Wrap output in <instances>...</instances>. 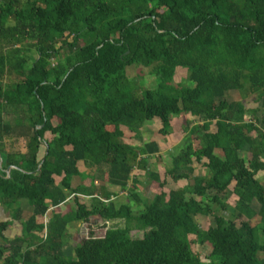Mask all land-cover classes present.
<instances>
[{"label":"trees","instance_id":"obj_1","mask_svg":"<svg viewBox=\"0 0 264 264\" xmlns=\"http://www.w3.org/2000/svg\"><path fill=\"white\" fill-rule=\"evenodd\" d=\"M131 66L156 87L129 80ZM180 116L171 165L152 171ZM20 139L25 153L8 144ZM81 167L104 185L73 188ZM261 176L264 0H0V203L23 226L0 264H205L191 238L209 246L208 264H264ZM68 199L66 215L37 223ZM75 224L106 232L80 236L68 255Z\"/></svg>","mask_w":264,"mask_h":264},{"label":"rangeland","instance_id":"obj_2","mask_svg":"<svg viewBox=\"0 0 264 264\" xmlns=\"http://www.w3.org/2000/svg\"><path fill=\"white\" fill-rule=\"evenodd\" d=\"M23 1L25 2L26 0H23ZM185 74H186V72L178 71L176 76H175V83H179V82L183 81L182 79H184L183 76ZM127 76L129 78V80H131V81H137V80H139V78H142L144 81V85L147 89H153L156 87V79L154 76L149 75V69L131 66V67L127 68ZM226 99L228 100V102H235V101H240L241 96L238 92L235 95L228 93L226 96ZM257 108H258L257 104H253L251 102L247 103V110L248 111L253 110V109H257ZM249 117H250V112L247 113V119H249ZM192 124H195V122H192ZM150 125H152V126H149L148 128L143 130L144 139L146 141H148L149 138L152 137V134L156 131L157 126H158L155 123L150 124ZM183 127H185L184 116L175 117L174 122L172 124V128H171L169 137H167L165 141L164 140L160 141V139H158L160 142V145H161V152H160V154H158V155H156L150 159V169L152 171H157V172H160L162 175H164V170L171 165V161H170L171 160L170 159L171 152L173 151L174 148L179 146V144L181 143V141L184 137ZM46 137L48 140L52 139V136L50 134H47ZM9 142L10 143H8V144H11L13 149L20 150V151L25 150V148H24L25 140H23V139H20L19 141L10 140ZM128 143H131V144L136 145L138 147L141 145V143L138 142L137 140L136 141L133 140L131 142L129 141ZM217 154H220V152H217ZM195 166L197 167L198 165L195 164ZM81 170L83 172H84V170H85V172L89 171V170L85 169L84 167H82ZM88 173H90V172H88ZM202 173H203V170L201 168H198L195 171V175H202ZM134 174L141 175L140 177H142V179L140 178V180L143 181L144 176L141 174V171L136 170L134 172ZM262 177L263 176H261L260 178H261L262 182L264 183V179ZM149 191H151V192L160 191V188L157 184H152L149 187ZM227 198H228L227 199L228 205L231 208H233L235 197L232 194H230ZM121 199H122V197H121ZM116 201H119V199H117ZM138 210H139V208L135 206L134 211L137 212ZM211 221L212 220L205 221L206 227H208L210 225ZM257 222H258V219L253 221V223H257ZM101 227L102 226L98 227L93 232H91L90 230H89V232H87V229H84V231L82 230V232H81V236L88 237V233H89V235H90V233H93L94 236H96V237H103L105 235L106 229L101 228ZM113 227H115V226H113ZM74 235H75V233H73L72 239H74L76 237ZM79 236H78V238H79ZM78 238H76V241H75V239L71 240V242H72L71 245H68L66 247V251H67L68 255L72 254V250H73V247L75 245V242H77L79 240ZM191 240H193L192 248H193V251L195 252V254L199 255L201 260L205 264H208L209 261H208V259H206V257L210 254L209 246L206 245V246L200 247V246H198V244H196L194 242V240H195L194 238H191ZM263 257H264L263 254H259V258H263Z\"/></svg>","mask_w":264,"mask_h":264},{"label":"crops","instance_id":"obj_3","mask_svg":"<svg viewBox=\"0 0 264 264\" xmlns=\"http://www.w3.org/2000/svg\"><path fill=\"white\" fill-rule=\"evenodd\" d=\"M229 93L235 95L237 92H229ZM246 120H248L247 117H246ZM144 129H146V128H144ZM21 152L25 153V150L24 151L22 150ZM81 168L79 171L81 172L82 176L76 177L72 180L73 188H76L80 184H82L84 187H91L92 185L95 184L92 182V179L90 178L93 172L91 170H89L87 172H85V170H84V172H83L81 170ZM88 172H90V173H88ZM62 179H63L62 177H54L55 183L57 185H59L61 183ZM95 185L96 186H102L104 184L101 182H97ZM110 191L114 194H117V195L122 194V192H120L119 188H110ZM92 198L93 197H89V196H79V201L81 204L90 208V206L92 205ZM121 201H122V199L120 200V202ZM17 206H18V208H21V211L23 212L24 219H22V220H25V218L32 213V209L29 207L27 201H25V200L19 201V204ZM70 208H72V202H71V199H68L66 204L61 205L58 208H52L51 207L47 216L38 217L37 223L39 225H46L48 223V221L53 217V215H55V214L66 215L69 212ZM6 222H10V225L8 226V228L5 230L4 233L0 234V246H3L8 241L17 240L18 238H20L22 236V231H23V226L21 225L20 221H13L10 214L6 211L5 206L0 203V224L6 223ZM86 227H87V225H82V224H75V225L70 226L68 228V233H69V236L71 238L70 243H72L71 240L75 239V241H76V238H78L79 235L81 236L82 230L84 231V229ZM73 233H75L74 236H76L74 239H72ZM80 236H79V238H80Z\"/></svg>","mask_w":264,"mask_h":264},{"label":"water","instance_id":"obj_4","mask_svg":"<svg viewBox=\"0 0 264 264\" xmlns=\"http://www.w3.org/2000/svg\"><path fill=\"white\" fill-rule=\"evenodd\" d=\"M10 170H11V168L7 170V173H8V174L10 173Z\"/></svg>","mask_w":264,"mask_h":264}]
</instances>
